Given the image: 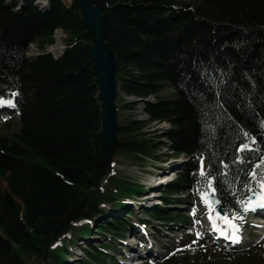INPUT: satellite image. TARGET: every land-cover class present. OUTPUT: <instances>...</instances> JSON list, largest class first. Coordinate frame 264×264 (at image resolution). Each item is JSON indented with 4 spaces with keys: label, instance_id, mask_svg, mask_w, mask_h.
Wrapping results in <instances>:
<instances>
[{
    "label": "trees",
    "instance_id": "trees-1",
    "mask_svg": "<svg viewBox=\"0 0 264 264\" xmlns=\"http://www.w3.org/2000/svg\"><path fill=\"white\" fill-rule=\"evenodd\" d=\"M91 2L104 15L120 91L156 96L145 106L149 120L168 122L163 137L172 150L193 157L166 195L210 184L221 205L240 209L254 179L248 172L264 155V0H200L192 7L177 0ZM16 4L0 0V97L20 96L18 131L0 135V178L8 186L0 190V264H64L68 244L91 232L83 227L51 250L73 224L96 218L102 203L120 204L122 196L139 194L138 186L126 183L102 190L112 159L122 153L156 159L157 144L133 120L118 126L113 151L104 148L92 38L74 2L68 7L51 0L48 11L31 0L19 10ZM177 5L184 7L173 10ZM57 28L76 44L58 60L27 59L28 46L52 44ZM167 86L175 94L162 99ZM245 142L253 150L238 153ZM201 160L205 177L199 175ZM166 213L157 208L149 215L164 223L182 219ZM211 253L198 244L154 264H264V245L226 259ZM105 257L96 252L79 264H101Z\"/></svg>",
    "mask_w": 264,
    "mask_h": 264
},
{
    "label": "rangeland",
    "instance_id": "rangeland-1",
    "mask_svg": "<svg viewBox=\"0 0 264 264\" xmlns=\"http://www.w3.org/2000/svg\"><path fill=\"white\" fill-rule=\"evenodd\" d=\"M69 3H71V0H66ZM179 3L185 4V5H190V6H195L200 4V0H177ZM61 35V34H60ZM173 94V91L171 90H167L166 92H164L162 94L163 98H170V96ZM119 100V101H118ZM117 100V107H118V121L121 125H127L129 122L137 119V120H141V122L143 123V127H144V132L146 133V137H148V139L153 140L154 144L157 143H164L166 140L164 138H162L161 134V129L163 127H166L167 124H163V123H155V122H151L149 120L146 119V115L143 112V104L141 102H138L137 104L133 105L131 108L130 107H123V105L127 102L124 100V97L121 96L120 99ZM146 119V120H145ZM17 121H15V123L12 125L11 129L8 130H3L5 127H1L0 130H3L1 133L5 134V135H10L11 133L15 132L16 130H18L17 128ZM3 126V125H2ZM161 146V145H160ZM167 148L165 146H163L161 148V155L159 161H155V160H150V161H138L136 160V155L133 153H128L125 155H119L117 157L114 158L113 162H114V167H113V178L115 180V183H120V182H127V183H131V184H137L140 185L141 187H143L142 184L140 183H144L147 184L148 180L150 178V175H156V174H162L163 171H158V166L161 165H166L168 167H172L175 165V161L174 158L172 157H168V151H166ZM168 172L169 169H166ZM167 175V173H166ZM169 177H171V175H169ZM110 179H108V182L106 183V181H104L103 184V189L106 190L107 184L109 183L110 185ZM0 190L2 191H6L7 190V186L6 183L4 182L3 179H0ZM145 189L143 188L142 191H144ZM106 191H110V190H106ZM144 192L141 194L143 195ZM140 195V196H141ZM135 196L130 197L131 199L137 200V198H133ZM194 201H198V199L194 200ZM139 208V205L137 206ZM176 207V208H174ZM177 207H181V208H177ZM197 207H198V214L194 215L193 213H190V204H184L183 206H171L170 208V212L176 215H187V217L191 218L192 215V219H200L203 220L205 219L204 213H205V209L202 208V205L200 203L197 202ZM109 208L110 205L107 204L106 208L104 209V213L105 212H109ZM116 210V209H115ZM132 211H130V218H129V213L128 214H124V216L121 217H114V216H108V218H115L116 221H120V223H122L123 227H129V225L132 224V222L134 220H141L142 218L146 217L145 212L142 213V215H139L138 213H131ZM201 215V216H200ZM203 215V216H202ZM104 220L106 223H108L110 220ZM100 222V221H99ZM99 222H94V224L96 226H100ZM191 222V220H190ZM188 223V227L191 229H196V227L194 226V223ZM121 225V224H120ZM184 227L187 226H182L180 228L174 229L172 230V232H169V236H161V238L158 237V235L156 234L155 231L153 235L154 241L156 242V246L160 249L158 250L161 252H164L165 249L163 247H168V243H174L178 240V238H181V231L184 229ZM72 231H75V229L73 228ZM97 230L94 231V233H96ZM264 234V231L262 232ZM112 235V234H111ZM73 237H76V235L72 234ZM112 240H107V236L105 233H101L98 234L97 237H95L94 239H98L96 242H94L95 245L98 244H105L108 248H111L112 251L110 252V254L108 255V259H107V263L106 264H113V260H112V256L111 255H117L118 254V249H117V243L118 241L113 239ZM117 237V236H116ZM263 237H259V238H255L253 240H250L249 243H256L259 242ZM65 242V238L63 239ZM87 240V239H85ZM91 242V241H90ZM88 241H85L84 244H86L85 246L91 250L93 249V245L92 243H90ZM76 244H78V241L75 242L72 246H69V253H72L75 250V246ZM113 246V248L111 247ZM86 249L84 246L82 248V252L80 253L82 255L81 258H85L86 256ZM87 252H90V251ZM212 255L215 256V259H226L229 256H225L226 253L225 252H214L212 251ZM146 254L143 253L142 256H145ZM76 256H74L73 259L71 260H76L75 258ZM77 259L79 260L80 258L77 257ZM79 262V261H77ZM77 262H74L75 264ZM115 263V260H114Z\"/></svg>",
    "mask_w": 264,
    "mask_h": 264
},
{
    "label": "water",
    "instance_id": "water-1",
    "mask_svg": "<svg viewBox=\"0 0 264 264\" xmlns=\"http://www.w3.org/2000/svg\"><path fill=\"white\" fill-rule=\"evenodd\" d=\"M81 14L83 27L92 38L90 57L102 99V140L104 148L113 150L117 138V59L103 35L104 15L91 0H74Z\"/></svg>",
    "mask_w": 264,
    "mask_h": 264
},
{
    "label": "snow or ice",
    "instance_id": "snow-or-ice-1",
    "mask_svg": "<svg viewBox=\"0 0 264 264\" xmlns=\"http://www.w3.org/2000/svg\"><path fill=\"white\" fill-rule=\"evenodd\" d=\"M2 104H3V98L0 97V105H2ZM262 126H264V125H262ZM245 135H247V133H245ZM252 143H255V137H252ZM245 150H248V151L253 150L251 148V145L247 142L241 143L237 148L238 153L243 152ZM237 159H238V161L243 162L240 157H238ZM262 159H264V158H262ZM200 163H201V175H203V160H201ZM221 163H224V162H221ZM258 167H259V165H256L251 171H249L248 176L249 177H255L256 176L255 168H258ZM255 182L258 183L262 188H264V179L256 180ZM213 190H215V189H213ZM260 207H264V204H261ZM246 210H247V208H246Z\"/></svg>",
    "mask_w": 264,
    "mask_h": 264
},
{
    "label": "bare ground",
    "instance_id": "bare-ground-1",
    "mask_svg": "<svg viewBox=\"0 0 264 264\" xmlns=\"http://www.w3.org/2000/svg\"><path fill=\"white\" fill-rule=\"evenodd\" d=\"M102 123V122H101Z\"/></svg>",
    "mask_w": 264,
    "mask_h": 264
}]
</instances>
